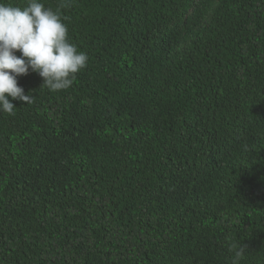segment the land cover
I'll use <instances>...</instances> for the list:
<instances>
[{"label": "trees", "instance_id": "trees-1", "mask_svg": "<svg viewBox=\"0 0 264 264\" xmlns=\"http://www.w3.org/2000/svg\"><path fill=\"white\" fill-rule=\"evenodd\" d=\"M40 2L88 63L0 113V264H264V0Z\"/></svg>", "mask_w": 264, "mask_h": 264}, {"label": "clouds", "instance_id": "clouds-1", "mask_svg": "<svg viewBox=\"0 0 264 264\" xmlns=\"http://www.w3.org/2000/svg\"><path fill=\"white\" fill-rule=\"evenodd\" d=\"M87 63V53L70 42L58 11L40 0H27L23 6L0 0V113L14 115L13 100L31 103L32 97L18 86V77L37 73L42 85L59 92L73 85ZM225 243L229 264H243L246 252L239 241L229 237Z\"/></svg>", "mask_w": 264, "mask_h": 264}]
</instances>
